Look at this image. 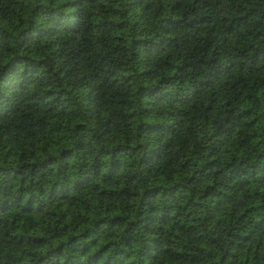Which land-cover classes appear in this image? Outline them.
I'll use <instances>...</instances> for the list:
<instances>
[{
  "label": "trees",
  "instance_id": "16d2710c",
  "mask_svg": "<svg viewBox=\"0 0 264 264\" xmlns=\"http://www.w3.org/2000/svg\"><path fill=\"white\" fill-rule=\"evenodd\" d=\"M0 264H264V0H0Z\"/></svg>",
  "mask_w": 264,
  "mask_h": 264
}]
</instances>
